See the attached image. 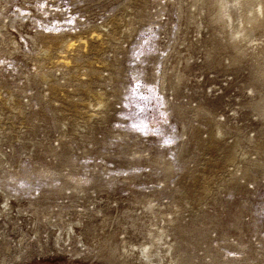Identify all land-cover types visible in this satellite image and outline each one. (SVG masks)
<instances>
[{
    "label": "rangeland",
    "instance_id": "1",
    "mask_svg": "<svg viewBox=\"0 0 264 264\" xmlns=\"http://www.w3.org/2000/svg\"><path fill=\"white\" fill-rule=\"evenodd\" d=\"M259 1L0 0V264H264Z\"/></svg>",
    "mask_w": 264,
    "mask_h": 264
},
{
    "label": "bare ground",
    "instance_id": "2",
    "mask_svg": "<svg viewBox=\"0 0 264 264\" xmlns=\"http://www.w3.org/2000/svg\"><path fill=\"white\" fill-rule=\"evenodd\" d=\"M263 1V0H262ZM262 1H259L258 3H257V7H256V9H255V11H256V16H258V14L259 13H261L262 14V12L264 11V9H263V5H262ZM252 13H254V12H252ZM260 16V15H259ZM258 16V17H259ZM255 20H256V17H254V19H252V20H249V22L251 23V24H253V22H255ZM238 33V32H237ZM161 242V241H160ZM152 246H153V244H151V243H149V244H144V245H142L140 248H138V250H139V252H140V259H142L146 264H157V260L154 262V260L153 259H151V256L153 255V253H155L156 255L158 254L157 252H153L152 250H151V248H152ZM153 253H152V252ZM158 251V250H157ZM19 256V255H18ZM92 258V257H91ZM104 260V259H103ZM87 261H90V260H87ZM3 262V261H2ZM4 263V262H3ZM111 264V263H110ZM115 264V263H114ZM117 264V263H116Z\"/></svg>",
    "mask_w": 264,
    "mask_h": 264
}]
</instances>
